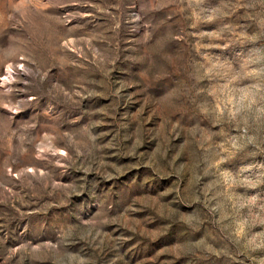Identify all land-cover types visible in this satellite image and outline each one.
<instances>
[{
    "label": "rangeland",
    "instance_id": "374dc122",
    "mask_svg": "<svg viewBox=\"0 0 264 264\" xmlns=\"http://www.w3.org/2000/svg\"><path fill=\"white\" fill-rule=\"evenodd\" d=\"M0 264H264V0H0Z\"/></svg>",
    "mask_w": 264,
    "mask_h": 264
}]
</instances>
